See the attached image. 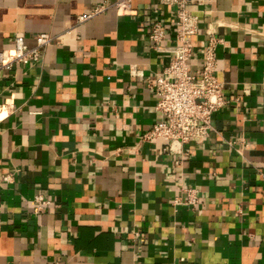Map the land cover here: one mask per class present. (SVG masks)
I'll list each match as a JSON object with an SVG mask.
<instances>
[{
    "label": "crops",
    "instance_id": "obj_1",
    "mask_svg": "<svg viewBox=\"0 0 264 264\" xmlns=\"http://www.w3.org/2000/svg\"><path fill=\"white\" fill-rule=\"evenodd\" d=\"M97 3L0 0V51L14 35L27 47L55 37L38 63L0 72V176L12 174L0 185V264H264V0H189L190 71L208 35L222 39L228 105L177 153L142 138L159 119L147 81L167 64L148 25L172 39L173 9L134 0V15L109 7L77 22Z\"/></svg>",
    "mask_w": 264,
    "mask_h": 264
},
{
    "label": "built area",
    "instance_id": "obj_2",
    "mask_svg": "<svg viewBox=\"0 0 264 264\" xmlns=\"http://www.w3.org/2000/svg\"><path fill=\"white\" fill-rule=\"evenodd\" d=\"M134 0H115L108 3L99 0L91 11L77 17L81 23L92 18L109 7H114L118 15H134L132 7ZM162 6L173 9L175 34L172 39L166 34L167 28L161 21L154 18L148 25V46L150 50L167 58V64L161 73L153 80L147 81V87L156 97L155 110L159 119L144 132V141L162 139L165 141L163 151L169 153L180 152L181 145L190 141L204 139L209 136L214 113L223 110L228 105L224 96V85L215 75V49L222 39L210 33L207 41L202 45L203 63L200 74L194 75L190 71V60L193 55V37L197 35L199 24L197 18L188 8L189 0H154ZM54 36L49 33L35 35V44L27 47L23 38L12 37L11 51H0V72L10 71L15 64H35L41 59L44 47L54 42ZM12 182V174L0 176V185ZM185 197L182 202L193 209L200 203L198 191L189 187L184 189ZM35 210L41 212L46 205L42 194H35ZM181 202L177 197L173 206Z\"/></svg>",
    "mask_w": 264,
    "mask_h": 264
}]
</instances>
